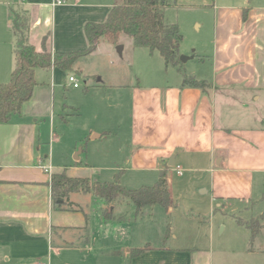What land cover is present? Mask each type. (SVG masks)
<instances>
[{
  "label": "crops",
  "instance_id": "0c3cea01",
  "mask_svg": "<svg viewBox=\"0 0 264 264\" xmlns=\"http://www.w3.org/2000/svg\"><path fill=\"white\" fill-rule=\"evenodd\" d=\"M53 1L0 0V42L4 41L3 32L6 39L9 37L7 27L13 35L9 14L13 4L28 12L30 41L39 52L43 51L45 39L46 49L52 54L82 51L88 47L85 25L104 22L120 2L66 0L54 6ZM208 1L215 22L213 47L208 55L209 71L204 76L209 78L212 87L205 90L183 87V82L175 87L133 86L126 93L131 107L129 143L133 147L127 169L138 172L158 169L160 173L166 170L171 193L169 168L176 171L175 167L181 166L177 163L179 159L182 162L204 159L209 166L206 170L214 176L217 174L225 180L235 175V182L241 181L239 186L243 189L236 191V196L250 200L251 175L264 173V118L261 124L258 118L253 119L255 117L242 109L250 108V99L256 94L259 101L264 96V0ZM102 45H106L105 55L112 57L114 46L102 42L97 50ZM13 57L14 45L12 49L8 46L6 53L0 56V83L10 80L15 65ZM67 74L56 67L37 69V86L32 99L24 105L22 115L0 124V264H52L51 259L60 248L73 245L70 236L78 229L83 231V249L88 254L98 253L100 259L96 264H217L212 241L203 248L200 236L188 233L189 224H185L183 232L166 234L161 244L154 245L150 234L140 238L132 228H127V219L105 222L101 218L93 229L83 206L72 200L73 194L70 200L77 205L76 211H60L54 207L52 174L65 171L69 177L89 178L90 170L106 168L84 163L83 146L72 163L63 161L57 165L53 157V165L51 160L47 164L48 156H42L38 146V119L44 113L53 115L55 127L53 95L58 87L69 83ZM102 87L110 86L100 78L92 90ZM85 90L90 92L89 87ZM107 91H118L120 101V88L111 86ZM111 97H108L109 102ZM69 108L76 109L65 105L66 115H80L78 109L77 113H67ZM98 108L94 104L93 112L98 114ZM60 117L68 123L63 115ZM79 129L75 132L76 145L88 139L112 136L115 130L111 125L102 129L90 126ZM60 140V135L53 136L54 143ZM172 158L174 166L170 165ZM117 205L118 202H105L103 210L114 211ZM173 206L166 209L168 214L173 212ZM145 247L148 249L143 253L131 255L133 249Z\"/></svg>",
  "mask_w": 264,
  "mask_h": 264
},
{
  "label": "rangeland",
  "instance_id": "374dc122",
  "mask_svg": "<svg viewBox=\"0 0 264 264\" xmlns=\"http://www.w3.org/2000/svg\"><path fill=\"white\" fill-rule=\"evenodd\" d=\"M207 2L209 1L177 0L178 6L168 8L165 12V21L168 24H176L183 35L180 59L182 56L193 57L186 62L181 61L182 72L174 67H167L159 52L151 53L148 49L135 47L127 36L121 38L122 54L117 50L119 45H113L114 55L109 58L104 53L106 45H102L90 58L79 61L78 67L82 72L68 73L66 77L75 76L80 83V89H74L67 82L66 87L61 85L53 95L55 127L53 115L51 117L50 114L44 113L38 119L40 136L38 146L42 156H48L47 164L51 160L53 165V157L57 165L63 161L72 163L75 161L76 153L83 146L84 163L106 167L101 170L97 168L90 170L91 174L87 177L93 182H110L120 175L122 186L136 190L142 186H154L159 181L158 169L146 172L127 169L130 167L129 159L133 147L129 143L131 107L130 98L126 93L133 86L158 84L162 87L166 85L175 87L183 82L184 75L197 80L206 79L211 83L204 75H208L209 71L208 55L213 47L215 15L213 8L207 6ZM10 6L14 7L13 4ZM9 14L12 16L10 10ZM6 30L9 37L6 39V33L3 32L4 41L0 42V56L3 52L6 53L8 46L12 49L14 45L10 28L7 27ZM203 61L204 63H201ZM100 78L110 87L93 91L92 86L96 85ZM111 86L117 90L121 89L120 101L118 91H107ZM87 87L90 89L89 93L85 92ZM108 97L112 98L110 102ZM257 99L258 94L250 99V108L242 110L255 117L253 119L258 118L263 124L261 121L264 118V96L260 101ZM94 104L99 106L98 114L93 112ZM65 105L78 109L80 115H66L63 109ZM30 109L32 107H29ZM50 110L53 112V108L50 107ZM74 112L73 108L67 111L70 114ZM61 115L67 119V124L63 122ZM97 115L98 118H95ZM228 115L230 117V113ZM230 119L231 122H235L231 117ZM105 125H111L112 129H115L114 135L92 141L88 139L87 142H77L76 145L75 132L80 130V127L102 129ZM59 135L61 140L54 143L53 136ZM188 161L182 162L179 159L177 162L184 169L182 175L174 171L173 167L168 170L174 201L172 213L168 214L166 208L161 205L145 206L138 212L135 203L123 199L118 201L114 214L118 217L124 216L128 221L127 228H132L140 238L143 234L144 236L150 234V241L154 245L161 244L166 234L183 232L185 224H189L191 227L188 233L200 236L203 248L210 246L212 241L217 264H264V173L251 175L249 200L236 196V191L241 192L243 189L242 185L239 186L241 181L235 182V175L222 180L217 174L214 176L210 170H206L209 166L204 159ZM243 182L246 183V178ZM72 200L83 206L91 227L96 228L94 224L103 218L105 201L92 194L81 193L73 194ZM261 216H263L260 219L261 229L253 240L251 230L244 223H251ZM96 233L98 235V230ZM82 234V229L73 231L70 236L73 245L60 248L61 250L52 257V264L99 262L98 253L88 254L83 249ZM36 262L39 263V260Z\"/></svg>",
  "mask_w": 264,
  "mask_h": 264
},
{
  "label": "trees",
  "instance_id": "16d2710c",
  "mask_svg": "<svg viewBox=\"0 0 264 264\" xmlns=\"http://www.w3.org/2000/svg\"><path fill=\"white\" fill-rule=\"evenodd\" d=\"M177 0H120L109 12L104 22H88L84 27L88 47L76 52L50 53L43 41V51L39 52L30 41V22L28 12L22 8L10 7L11 29L15 37V65L8 82L0 83V124L8 123L21 116L23 108L34 94L37 69L56 67L67 73L82 71L77 63L91 56L102 42L114 46L121 44L122 36H127L137 48L159 52L167 67L182 72L180 47L183 35L176 24L165 21L168 8L177 7ZM183 87L207 89L212 83L184 75ZM77 113V109L74 110ZM51 196L54 207L60 211H76L77 205L70 200L74 193L92 194L106 203L127 199L135 203L137 211L145 206L161 205L169 209L174 205L169 191L167 171L160 173L154 186H142L130 190L121 185V176L110 182H93L89 178L69 177L65 171L52 174L50 179ZM264 216V215H263ZM260 218L244 223L252 232L254 240L261 229ZM105 222H124V216H116L113 210H104ZM148 247L133 249V257L146 251Z\"/></svg>",
  "mask_w": 264,
  "mask_h": 264
},
{
  "label": "built area",
  "instance_id": "2783aa9c",
  "mask_svg": "<svg viewBox=\"0 0 264 264\" xmlns=\"http://www.w3.org/2000/svg\"><path fill=\"white\" fill-rule=\"evenodd\" d=\"M66 0H54L53 1V5L54 6H58V5H61L65 2ZM69 84L70 86L74 87V88H80V83L78 81V79L75 77V76H69ZM176 169V172L179 174V175H182L183 174V167L182 166H176L175 167ZM45 171L46 172H49V169L48 168H45Z\"/></svg>",
  "mask_w": 264,
  "mask_h": 264
},
{
  "label": "water",
  "instance_id": "95a60500",
  "mask_svg": "<svg viewBox=\"0 0 264 264\" xmlns=\"http://www.w3.org/2000/svg\"><path fill=\"white\" fill-rule=\"evenodd\" d=\"M117 50H118V52H119L120 54H122V52H123V46H122V45H119V46L117 47ZM190 59H193V57H188V56H182V57H181V61H184V62H186V61H188V60H190ZM170 165H172V166L175 165V161H174L173 158H172V162L170 163Z\"/></svg>",
  "mask_w": 264,
  "mask_h": 264
}]
</instances>
